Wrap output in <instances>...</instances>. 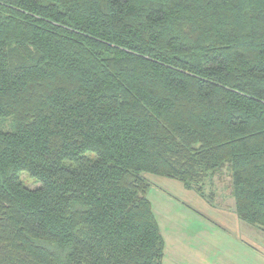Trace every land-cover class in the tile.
<instances>
[{"label": "trees", "instance_id": "obj_1", "mask_svg": "<svg viewBox=\"0 0 264 264\" xmlns=\"http://www.w3.org/2000/svg\"><path fill=\"white\" fill-rule=\"evenodd\" d=\"M223 170L264 232V0H0V264H163L144 175Z\"/></svg>", "mask_w": 264, "mask_h": 264}, {"label": "rangeland", "instance_id": "obj_2", "mask_svg": "<svg viewBox=\"0 0 264 264\" xmlns=\"http://www.w3.org/2000/svg\"><path fill=\"white\" fill-rule=\"evenodd\" d=\"M144 177L164 239L163 264H264V232L237 219L228 171L206 183L203 197L179 181ZM20 179L30 189L38 186L26 173Z\"/></svg>", "mask_w": 264, "mask_h": 264}]
</instances>
